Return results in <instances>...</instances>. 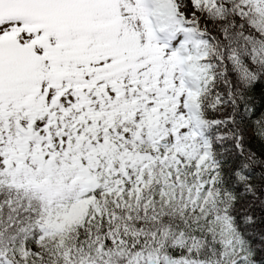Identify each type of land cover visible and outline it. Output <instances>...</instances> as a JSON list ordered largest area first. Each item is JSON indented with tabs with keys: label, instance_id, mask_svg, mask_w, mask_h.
Wrapping results in <instances>:
<instances>
[{
	"label": "snow or ice",
	"instance_id": "obj_1",
	"mask_svg": "<svg viewBox=\"0 0 264 264\" xmlns=\"http://www.w3.org/2000/svg\"><path fill=\"white\" fill-rule=\"evenodd\" d=\"M0 264H264V0H0Z\"/></svg>",
	"mask_w": 264,
	"mask_h": 264
}]
</instances>
